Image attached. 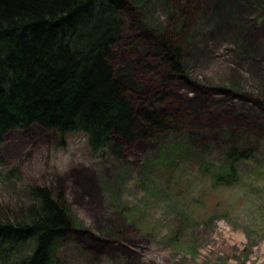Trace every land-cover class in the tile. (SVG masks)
<instances>
[{"label": "rangeland", "instance_id": "obj_1", "mask_svg": "<svg viewBox=\"0 0 264 264\" xmlns=\"http://www.w3.org/2000/svg\"><path fill=\"white\" fill-rule=\"evenodd\" d=\"M127 2L117 79L145 102L168 72L160 37L181 31L185 70L168 107L199 128L138 139L115 162L82 133L63 143L34 125L6 135L0 171L66 196L77 245L65 264H264V0ZM232 120L248 131L241 151L251 156L235 175L207 173L235 143L237 132L222 130ZM172 141L196 150L172 154Z\"/></svg>", "mask_w": 264, "mask_h": 264}, {"label": "trees", "instance_id": "obj_2", "mask_svg": "<svg viewBox=\"0 0 264 264\" xmlns=\"http://www.w3.org/2000/svg\"><path fill=\"white\" fill-rule=\"evenodd\" d=\"M127 1L0 0V147L9 132L38 125L56 131L63 143L82 133L93 154L121 162L138 139L199 128L168 107V89L185 70L181 31L160 37L168 72L145 102L134 103L117 79ZM243 127L239 120L223 127L237 132L235 143L225 146L224 166L204 171L236 174L252 151H241L250 143ZM173 142L166 143L172 154L196 150L193 142L186 141L190 148ZM17 173L0 171V264H65L67 249L77 245L66 196L20 184Z\"/></svg>", "mask_w": 264, "mask_h": 264}]
</instances>
